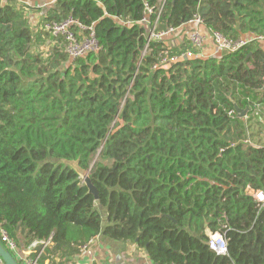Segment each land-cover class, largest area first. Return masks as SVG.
I'll return each mask as SVG.
<instances>
[{
  "label": "trees",
  "instance_id": "trees-1",
  "mask_svg": "<svg viewBox=\"0 0 264 264\" xmlns=\"http://www.w3.org/2000/svg\"><path fill=\"white\" fill-rule=\"evenodd\" d=\"M159 3L54 0L31 25L0 0V230L40 244L39 264H68L99 234L154 264H264V48L203 58L185 36L141 56ZM195 14L232 41L264 35V0H165L157 29ZM68 17L92 26L96 52L70 59L44 27ZM217 232L224 254L207 244Z\"/></svg>",
  "mask_w": 264,
  "mask_h": 264
},
{
  "label": "built area",
  "instance_id": "built-area-1",
  "mask_svg": "<svg viewBox=\"0 0 264 264\" xmlns=\"http://www.w3.org/2000/svg\"><path fill=\"white\" fill-rule=\"evenodd\" d=\"M165 0H160L159 8L157 9L156 16L151 21L148 19L149 14H151V8L147 5L145 6V15L141 19L143 23L148 24V33L146 38V43L144 46V50L141 56L145 53L146 48L148 47L151 40H160L166 39L168 35L175 31H184L186 34V39H188L192 46L196 49L201 50L202 46L205 44V39L209 37L213 44L220 49L221 51H234L239 47L246 44L248 41L254 39L259 43H264V35H252L250 38H242L239 40L232 41L231 39L225 37L218 31H213L211 29H207L201 17L198 14H195L193 18H191L187 23L183 24L179 28L169 27L166 29L158 30L157 25L159 22L160 11L163 8ZM76 26L79 28L78 32H75L72 28ZM45 29H48L54 35L63 36L65 42V52L68 54L70 59L84 56L91 52H96L99 49V44L96 41L94 30L91 27H86L80 22L74 20L72 17H68L65 20L61 21H52L45 24ZM85 32H81V31ZM193 51L187 50L177 55H169L165 54L159 61L161 65L169 64L170 62L182 58L184 56H192ZM156 67V66H153ZM254 197L260 202L261 207L264 209V193L260 190L253 192ZM1 239L5 243V246L9 250H14L16 248L15 242L10 239L5 230L1 229ZM90 240L88 244L91 242ZM85 244L80 247V251H84L87 248ZM207 244L209 248H211L217 254L226 253V240L225 237L220 233H214L209 235ZM41 250L37 251L34 255H27L23 257V264H39L38 258L40 256ZM0 264H5L0 257Z\"/></svg>",
  "mask_w": 264,
  "mask_h": 264
},
{
  "label": "crops",
  "instance_id": "crops-1",
  "mask_svg": "<svg viewBox=\"0 0 264 264\" xmlns=\"http://www.w3.org/2000/svg\"><path fill=\"white\" fill-rule=\"evenodd\" d=\"M5 1V0H3ZM17 5L24 6L25 16L28 22L34 25L39 20L42 13L53 4L54 0H14ZM186 34L184 31H175L166 37V42L172 46H178L185 40ZM168 38V39H167ZM264 48V43H260ZM223 51L218 49L207 37L205 44L199 50L200 57H220ZM73 165V164H72ZM74 166V165H73ZM106 214H103L105 218ZM22 237H19L21 242ZM40 244H32L24 248L22 243L12 250L16 259L21 261L27 255L35 254L36 247ZM48 259H45L44 264H48ZM68 264H154L148 257L144 248L133 243H124L110 239L103 234L97 235L87 245V248L72 261H67Z\"/></svg>",
  "mask_w": 264,
  "mask_h": 264
},
{
  "label": "water",
  "instance_id": "water-1",
  "mask_svg": "<svg viewBox=\"0 0 264 264\" xmlns=\"http://www.w3.org/2000/svg\"><path fill=\"white\" fill-rule=\"evenodd\" d=\"M237 111H241L240 109H237ZM241 115L244 114V111H241ZM121 123V120L119 121ZM74 168L79 172L80 178L82 181L86 184L88 191L91 192L95 199L98 198L97 196V190L95 186L91 183L89 177L87 176V173L80 169L77 165V163H73ZM106 218H102V221H104ZM174 221V220H173ZM0 257L2 261L5 264H21L18 259L14 256V254L9 250L5 245H3L0 241Z\"/></svg>",
  "mask_w": 264,
  "mask_h": 264
},
{
  "label": "rangeland",
  "instance_id": "rangeland-1",
  "mask_svg": "<svg viewBox=\"0 0 264 264\" xmlns=\"http://www.w3.org/2000/svg\"><path fill=\"white\" fill-rule=\"evenodd\" d=\"M168 39V38H167ZM168 44V43H167ZM169 45V44H168ZM169 46H171V45H169ZM45 48V46H43V49Z\"/></svg>",
  "mask_w": 264,
  "mask_h": 264
}]
</instances>
